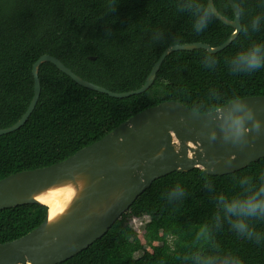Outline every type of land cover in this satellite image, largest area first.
I'll return each instance as SVG.
<instances>
[{"label": "trees", "instance_id": "16d2710c", "mask_svg": "<svg viewBox=\"0 0 264 264\" xmlns=\"http://www.w3.org/2000/svg\"><path fill=\"white\" fill-rule=\"evenodd\" d=\"M228 20L234 14L228 0H212ZM182 0H0V129L14 124L33 94L32 66L44 55L59 59L80 78L112 92L140 88L160 54L171 45L202 42L222 44L233 32L212 16L197 32L194 17L179 11ZM207 4V0H199ZM241 29L223 50L174 51L165 57L146 91L114 98L74 82L50 62L37 71L40 94L27 121L0 135V179L23 170L51 165L100 139L134 114L164 101H176L198 113L214 111L228 102L264 96V68L233 73L227 60L253 42L264 43V0H234ZM116 4L115 9H109ZM261 17L251 31L253 17ZM249 26V34L242 31ZM160 33L161 38L153 36ZM206 56L216 58L205 67ZM93 57V58H91ZM264 157L224 175H208L199 168L171 172L155 179L107 232L86 249L57 264H192L195 252H212L197 242L196 231L211 224L219 211L217 195H241L243 177L259 184ZM179 183L185 197L169 200ZM210 185L211 187H207ZM47 206L23 204L0 210V243L17 239L39 226ZM147 216L140 230L130 221ZM264 233V220L249 222ZM221 254L231 253L242 264H264V241L239 235L227 222L213 229ZM136 253H140L135 256Z\"/></svg>", "mask_w": 264, "mask_h": 264}, {"label": "water", "instance_id": "95a60500", "mask_svg": "<svg viewBox=\"0 0 264 264\" xmlns=\"http://www.w3.org/2000/svg\"><path fill=\"white\" fill-rule=\"evenodd\" d=\"M207 1L213 16L233 28L232 34L215 47L202 42L168 46L151 67L144 84L135 90L112 92L80 78L59 59L40 56L32 66L33 94L26 110L14 124L1 128L0 135L20 128L32 113L40 94L37 71L42 62L52 63L84 88L125 98L150 88L171 52L203 49L214 54L223 50L241 29L239 7L234 0H228L234 14L233 20H228L218 13L212 0ZM240 122L247 131L243 138L233 140L231 134ZM263 157L264 96L235 99L208 113L195 112L172 100L146 108L60 162L0 179V210L43 204L35 199L37 194L69 179L83 181L70 208L54 223L48 222L47 210L39 226L0 243V264L63 262L101 238L155 179L193 168L208 175H224Z\"/></svg>", "mask_w": 264, "mask_h": 264}, {"label": "clouds", "instance_id": "9594fccd", "mask_svg": "<svg viewBox=\"0 0 264 264\" xmlns=\"http://www.w3.org/2000/svg\"><path fill=\"white\" fill-rule=\"evenodd\" d=\"M116 4H110L109 9L113 11ZM179 11H188L194 17L193 27L197 32L203 31L209 24L213 16V8L207 4H202L199 0H182L177 5ZM240 14H244V9H239ZM261 17H253L250 22L252 32L259 29ZM245 35L249 34V26H243ZM238 30L237 33L238 34ZM160 33L153 36L154 40L161 38ZM205 67L214 68L217 61L215 57L206 56L203 61ZM230 70L233 73H252L264 68V43L253 42L247 49L237 52L227 60ZM258 127V125H257ZM243 123L240 122L231 134V139L239 140L243 138L245 132ZM211 187L210 185H206ZM240 187L243 189L241 195L229 198L223 193L217 195L216 204L219 211L215 214L211 224H202L196 231V241L211 244L212 252H195L191 256H185V260H191L192 264H242L239 257L228 254H221L219 245L214 242L213 229H221L226 221L229 227L241 236L256 242L264 241V233L256 231L249 222L252 220H264V173L260 176L259 184H255L252 177H243ZM75 195V193H74ZM184 188L177 183L168 193L169 200L181 199L185 197Z\"/></svg>", "mask_w": 264, "mask_h": 264}, {"label": "bare ground", "instance_id": "6f19581e", "mask_svg": "<svg viewBox=\"0 0 264 264\" xmlns=\"http://www.w3.org/2000/svg\"><path fill=\"white\" fill-rule=\"evenodd\" d=\"M82 184L83 181L80 179H69L63 185L50 188L35 196L37 201L47 206L49 223H54L70 208Z\"/></svg>", "mask_w": 264, "mask_h": 264}, {"label": "rangeland", "instance_id": "374dc122", "mask_svg": "<svg viewBox=\"0 0 264 264\" xmlns=\"http://www.w3.org/2000/svg\"><path fill=\"white\" fill-rule=\"evenodd\" d=\"M149 220V218L147 216H143L141 218H134L130 221V226L132 228H138V229H142L145 225V223ZM140 253H136L135 256L139 255Z\"/></svg>", "mask_w": 264, "mask_h": 264}]
</instances>
